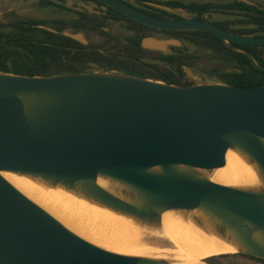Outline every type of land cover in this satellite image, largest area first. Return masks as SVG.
I'll use <instances>...</instances> for the list:
<instances>
[{
  "label": "water",
  "instance_id": "1",
  "mask_svg": "<svg viewBox=\"0 0 264 264\" xmlns=\"http://www.w3.org/2000/svg\"><path fill=\"white\" fill-rule=\"evenodd\" d=\"M98 1L151 28L211 33L264 70L233 46H264V37L238 36L206 20L152 17L120 0ZM62 34L87 43L81 33ZM180 45L176 39L141 40L142 48L162 52ZM231 147L244 151L264 177V85L184 87L119 73L0 72V171L79 185L102 204L143 220L157 221L168 209L199 208L237 235L246 249L240 254L264 259V192L221 186L193 171L223 167ZM99 175L126 185L139 203L101 188ZM0 264L167 263L88 242L0 175Z\"/></svg>",
  "mask_w": 264,
  "mask_h": 264
},
{
  "label": "bare ground",
  "instance_id": "2",
  "mask_svg": "<svg viewBox=\"0 0 264 264\" xmlns=\"http://www.w3.org/2000/svg\"><path fill=\"white\" fill-rule=\"evenodd\" d=\"M193 171L221 186L264 192V177L260 167L236 147L229 148L225 153L223 167ZM0 175L20 193L88 242L94 244L88 240V236L96 235L123 245V248L110 249L94 244L116 254L148 257L147 247L137 248L143 236L164 238L177 248L181 259L164 260L167 264H203L200 259L246 252L233 231L199 208L160 211L157 221H149L102 204L87 195L79 185L69 187L40 177L8 171H0ZM96 183L120 199L139 203L134 192L119 181L99 175ZM253 236L262 241L258 233H253Z\"/></svg>",
  "mask_w": 264,
  "mask_h": 264
},
{
  "label": "trees",
  "instance_id": "3",
  "mask_svg": "<svg viewBox=\"0 0 264 264\" xmlns=\"http://www.w3.org/2000/svg\"><path fill=\"white\" fill-rule=\"evenodd\" d=\"M166 4L174 5L177 8L183 7L189 11L198 10L196 3L183 5L179 2H167ZM221 8L230 11H241L251 18L256 17L260 28L264 30V11L236 0L224 4ZM210 9H212V6H210ZM112 12L113 16L125 18L133 33L124 38V42L119 45V50H115L112 46V49L103 53L92 46L82 45L61 34V31L65 29L64 26L54 27L57 32H51L38 26L44 24V22L30 19L15 21L7 28L2 29L0 27V72L24 76H53L89 73V66H93L97 70H115L120 74L184 86L180 82L183 75V66L187 65L186 61L191 56L187 54L184 56L162 55L154 59V63L145 62L139 56L143 51L140 46V32L144 26L116 11ZM82 20H86V16H82ZM83 28V26H77L73 31H85ZM182 33L187 35L189 44L210 52L213 60L223 64L224 68L236 70L232 73L223 72V67H219L215 70L214 76L217 82L234 87L264 85V70L254 67L242 52L228 47L222 40L210 33L203 31H186ZM203 35H208V41L200 40ZM196 37L199 39H196ZM233 46L249 52L259 66H264L262 50L264 46L237 43ZM137 63L146 67L149 70L148 73L139 69H130L127 66L130 64L136 65ZM231 256H242L264 262V259L240 253L212 256L210 260Z\"/></svg>",
  "mask_w": 264,
  "mask_h": 264
},
{
  "label": "flooded vegetation",
  "instance_id": "4",
  "mask_svg": "<svg viewBox=\"0 0 264 264\" xmlns=\"http://www.w3.org/2000/svg\"><path fill=\"white\" fill-rule=\"evenodd\" d=\"M121 2L127 4L128 6L136 9L139 12H142L144 14H147L152 17L160 18V19H166V20H177V19H183V18H194V19H200V20H206L214 25L227 30L233 34H236L238 36H244V37H264V30L260 28V25L258 23V19L256 17L251 18L247 16L244 12L241 11H230V10H224L221 8L224 4L231 3L233 0H215L214 2H210L209 0H151V1H145V0H120ZM237 1V0H236ZM253 4H248L252 5L259 10L264 11V6L260 5L254 0H249ZM167 2H179L183 5H188L190 3H196L198 5V10L196 11H189L183 7H176L174 5H169L166 4ZM241 2V1H239ZM86 4H90L89 6L92 7H98L100 8L99 13H101V19L100 22L102 23H107L108 21H117V22H122L126 24V27L128 30L131 31L129 35L133 33V30L130 28V24L125 18H122L120 16H113L112 11H116L120 13L119 11L110 8L109 6L105 5L104 3L98 1V0H38V5L43 8L47 6H52L55 7L56 9L60 11H64L65 15L61 19H52V20H41L39 18H27V19H20L16 18L13 21H11L8 25H4V28L9 27L12 25L15 21L18 20H37L44 22V24L38 25L40 28L46 29L51 32H57L54 27H65L61 31V34L63 31L68 30L70 33H81L85 31H77L74 32L73 30L75 28L83 26L84 30L87 29V26L90 23H95V20L88 15L87 13L81 12L84 11V9L87 7ZM75 5V10L74 13L76 14V17L70 20V22H66L65 17L67 12L71 11L68 6ZM210 6H212V9H210ZM201 8V10H200ZM177 11L183 12V13H176ZM96 12V11H95ZM216 13H223V14H228L234 16L232 20L228 21H214L211 18L212 14ZM123 15L122 13H120ZM82 16H86V20H82ZM124 17L134 21L133 19L123 15ZM95 18V17H94ZM108 20V21H107ZM137 22V21H135ZM101 23V24H102ZM139 23V22H138ZM141 24V23H140ZM143 25V24H141ZM100 26V25H99ZM144 27L142 28V31L140 32V46H141V40L144 37H154L160 40H170V39H176L178 40L181 45L180 46H168L167 47V52H162L160 50H152V49H145L142 48L143 51L140 53V58L141 59H146L148 56H151L152 59H156L159 56L162 55H175V56H184L187 53L184 50V45L185 42L189 41L187 40V35L182 33L186 31H167V30H160V29H155L151 28L148 26L143 25ZM101 31L104 35L109 36V40L107 43L103 45L102 48H98L94 44H91L87 39L86 44L81 43L80 41H77L81 43L82 45L85 46H92L96 50L100 51L101 53L106 52L107 50L112 49V46L115 44L113 42H118L119 40L116 37H113L111 33L107 30H105L104 27L100 26ZM170 32H180V33H175L171 34ZM204 32V31H203ZM208 33V32H206ZM211 34V33H210ZM126 35V36H129ZM213 35V34H212ZM112 36V37H111ZM124 36V38L126 37ZM68 37V36H67ZM216 37V36H215ZM123 38V42H124ZM196 39H199L196 37ZM201 41H208V35H203ZM189 43V42H188ZM238 44V43H237ZM255 46H262V45H255ZM188 55V54H187ZM133 65V64H132ZM136 65H139L137 63ZM184 69V66H183ZM184 76V70H183V75L181 77L180 82L182 83V78ZM221 83V82H220ZM184 87H186L188 84L182 83ZM191 86V84H189Z\"/></svg>",
  "mask_w": 264,
  "mask_h": 264
},
{
  "label": "rangeland",
  "instance_id": "5",
  "mask_svg": "<svg viewBox=\"0 0 264 264\" xmlns=\"http://www.w3.org/2000/svg\"><path fill=\"white\" fill-rule=\"evenodd\" d=\"M209 1L214 2L215 0H209ZM254 1L264 6V0H254ZM85 5H87V7L84 9V11L81 12L90 15L95 20V23L94 24L90 23L87 26L85 32H81L84 39H87L91 44H94L98 48H102L103 45L107 43L110 38L109 36H106L102 33L100 28V26H102L105 28V30L109 31L113 37H116L119 40L118 42H113L115 44L114 49L119 50L120 49L119 45L123 42L122 40L124 36L129 35L131 33V31L127 29L126 24L122 22L108 21V20L107 23H102L100 22L102 14L97 12L100 10V8H98L97 6L96 7L89 6L90 4L88 5L86 3ZM68 8L71 11L67 12L66 14L65 17L66 22H70V20L76 17V14L74 13V11H76L75 5L68 6ZM176 13H183V12L177 11ZM64 15H65L64 11H60L52 6L41 8L38 5V0H0V27L2 29L4 28V25H8L11 21H13L16 18H20V19L39 18L41 20H52V19H61L64 17ZM211 18L214 21H228V20H232L234 16L223 13H216V14H212ZM184 50L188 55L191 56V58L186 61L187 65L184 66L183 69L184 76L182 78V83H186L188 85L189 84L195 85L200 83L217 82V80L214 77L215 70L218 69L219 67H223V70L227 69L224 68L223 64L214 61L210 52L200 47H195L189 44L188 42H185ZM262 50L264 54V48ZM144 61L148 63H154V60L152 59L151 56H148ZM127 66L130 69H139L145 73H148L147 71H149L146 67L141 66L140 64L139 65L130 64ZM89 67H90L89 71L92 73H119L118 71L115 70L102 71V70H97L93 66H89ZM88 238L86 237V239L90 240L94 244L101 246L103 248H110V249L123 248V245H119L118 242L108 238H102L96 235H89ZM144 247L145 248L147 247L148 257L146 258L156 259V260L171 259L176 261H178V259H181L180 257L181 255L177 251V248L164 238L155 237V236H143L139 240L137 248H144ZM210 259L211 257L206 259H200V262L203 264H264L263 261L242 257V256L216 258L213 261H211Z\"/></svg>",
  "mask_w": 264,
  "mask_h": 264
}]
</instances>
